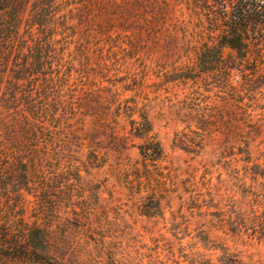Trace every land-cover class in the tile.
Returning a JSON list of instances; mask_svg holds the SVG:
<instances>
[{
	"label": "trees",
	"instance_id": "1",
	"mask_svg": "<svg viewBox=\"0 0 264 264\" xmlns=\"http://www.w3.org/2000/svg\"><path fill=\"white\" fill-rule=\"evenodd\" d=\"M89 3L85 0L78 8L75 0H0V260L11 264H123L116 255L130 246L122 247L109 232L119 220L116 207L101 200L99 185L81 175L82 168L106 161L98 131L83 127V117L90 113L82 109L76 94L82 82L76 64L88 59L90 39L82 32V19ZM131 4L132 16L143 22L142 28L147 31L153 22L160 23L188 61L165 75V82L195 85L211 79L237 102L239 92L249 89L232 84L236 73L264 78V0H132ZM112 39L107 35L106 41ZM71 44L74 48L68 51ZM80 92L91 94L83 87ZM118 109L120 104L116 116ZM122 109L128 118L135 112L127 104ZM206 110L198 113L201 123L222 116L221 111ZM139 117L129 120V132L143 140L138 147L142 166L147 178L158 182L147 166L158 167L162 147L148 117L143 113ZM110 137L115 149L123 147L117 144L120 138ZM178 141L187 148L188 143L198 146L186 137ZM246 146L238 148V154H244L243 169L264 179V167L254 164V171L248 166ZM131 175L136 179L130 180ZM118 176L131 188L133 181L140 185L137 161ZM147 199L142 213L150 215L159 202L154 195ZM232 214L217 215L221 228L232 234L250 231V236L264 239V204L262 211L252 207L242 211L234 204ZM220 264L264 262H244L225 252Z\"/></svg>",
	"mask_w": 264,
	"mask_h": 264
},
{
	"label": "rangeland",
	"instance_id": "2",
	"mask_svg": "<svg viewBox=\"0 0 264 264\" xmlns=\"http://www.w3.org/2000/svg\"><path fill=\"white\" fill-rule=\"evenodd\" d=\"M131 1L90 0L82 19V32L90 39L88 59L76 64L82 75L76 94L82 109L90 113L83 117V127L98 131L101 151H106L103 165L82 168L81 175L99 185L101 200L111 201L117 209L119 220L109 232L122 247L130 246L116 259L123 264H220L228 252L244 262H264V239L250 236V231L232 234L219 226L217 217H233L234 204L242 211L263 210L264 179L255 178L250 169L245 172L240 160L244 154H238V148H247V143L248 166L264 167V78L236 73L232 84L249 89L239 92L237 102L211 79L195 85L165 82V75L188 61L160 23L153 22L147 31L142 28L143 22L132 16ZM84 2L75 0L74 6L83 8ZM107 35L113 39L106 41ZM73 48L71 44L68 51ZM80 87L91 94L85 96ZM125 104L135 107L130 118L122 112ZM204 107L207 113L218 110L222 116L201 123L197 116ZM140 113L148 117L162 147L158 167L147 166L158 182L147 178L142 166L138 147L143 140L129 132V120H140ZM111 135L120 138L117 144L123 147L115 149ZM185 137L198 146L179 144ZM136 161L141 183L133 181L131 188L118 171ZM151 195L159 202L158 210L145 215L143 205ZM0 264L11 263L0 260Z\"/></svg>",
	"mask_w": 264,
	"mask_h": 264
}]
</instances>
